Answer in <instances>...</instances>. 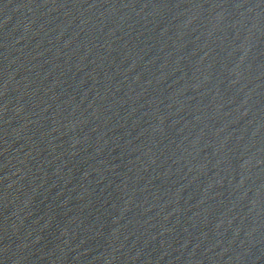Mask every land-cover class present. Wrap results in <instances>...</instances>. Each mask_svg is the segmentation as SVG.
Wrapping results in <instances>:
<instances>
[{"label":"water","instance_id":"water-1","mask_svg":"<svg viewBox=\"0 0 264 264\" xmlns=\"http://www.w3.org/2000/svg\"><path fill=\"white\" fill-rule=\"evenodd\" d=\"M0 264H264V0H0Z\"/></svg>","mask_w":264,"mask_h":264}]
</instances>
